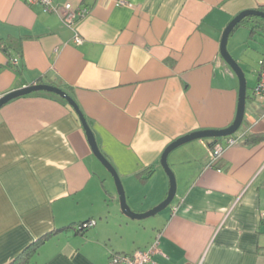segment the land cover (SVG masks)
<instances>
[{"label":"crops","instance_id":"obj_1","mask_svg":"<svg viewBox=\"0 0 264 264\" xmlns=\"http://www.w3.org/2000/svg\"><path fill=\"white\" fill-rule=\"evenodd\" d=\"M54 1L87 14L69 25L63 9L0 0V96L32 83L71 87L129 205L152 209L169 190L160 164L169 143L233 123L239 79L222 61V34L264 0ZM11 39L17 50L3 48ZM236 134L233 145L216 143L223 153L213 166L207 139L173 150L176 196L140 224L121 212L114 179L65 99L47 91L12 99L0 108V264L55 230L33 264H112V253L146 249L159 232L157 264H264V138L248 140L264 137V99L247 102Z\"/></svg>","mask_w":264,"mask_h":264},{"label":"water","instance_id":"obj_2","mask_svg":"<svg viewBox=\"0 0 264 264\" xmlns=\"http://www.w3.org/2000/svg\"><path fill=\"white\" fill-rule=\"evenodd\" d=\"M249 16H259L264 18V10L247 9L241 11L225 27L222 34L221 45H220V53H221L222 61L231 71H233V73H235V75L239 79L238 106H237L236 117L233 123L230 126L223 129H203V130L193 131L185 135H182L177 139H175L174 141H172L171 143H169V145L164 150L160 159V164L169 178V183H170L169 190L166 198L162 202H160L158 205L147 211L138 212L132 209V207L129 205L126 196L125 187L123 185L120 175L118 174L116 168L113 166L110 160L101 151L97 143L95 134L90 124L88 123L83 111L81 110L77 102L74 100V98L65 89L49 83H32L22 88L11 90L5 93L4 95L0 96V108L14 98L38 91L51 92L65 99L79 115V118L86 131L88 141L94 152L95 157H97V159L101 162V164L110 173V175L113 177L115 181L121 212L126 217L133 220H143L151 216H155L160 212L164 211L165 209H167L172 204L177 192L176 175L173 169L171 168L168 160L170 153L173 150L177 149L178 147L186 143H189L191 141H194L196 139H218V138L230 137L235 133H237L244 124L246 110H247V80L243 68L240 66L237 59H235V57L231 55V53L228 50L227 44L229 37L233 33L236 26L240 24L246 17Z\"/></svg>","mask_w":264,"mask_h":264},{"label":"built area","instance_id":"obj_3","mask_svg":"<svg viewBox=\"0 0 264 264\" xmlns=\"http://www.w3.org/2000/svg\"><path fill=\"white\" fill-rule=\"evenodd\" d=\"M29 4L40 5L45 12H59L63 9V20L67 24H71L77 18H81L87 14V9L78 8L75 9L71 3L59 4L54 0H27ZM120 3H124L121 1ZM76 42H82L80 36H76ZM262 69L258 75V81L256 87L253 90V95L256 101H262L264 99V60H262ZM13 64L17 65V58L14 59ZM228 145H233L239 136L235 133L234 135L226 138ZM223 153V146L216 144L211 150V156L209 165L213 166L215 162L221 157ZM261 219L264 223V211L261 214ZM96 223L95 220L90 219L82 224H79L77 227L79 229L90 228ZM161 232L157 233L156 237L153 239L152 243L146 249H139L133 253H112L111 254V263L112 264H157L154 257L158 254H163L160 243H161Z\"/></svg>","mask_w":264,"mask_h":264},{"label":"rangeland","instance_id":"obj_4","mask_svg":"<svg viewBox=\"0 0 264 264\" xmlns=\"http://www.w3.org/2000/svg\"><path fill=\"white\" fill-rule=\"evenodd\" d=\"M249 33L250 30L248 27L243 25L239 26L230 35L227 47L231 55L232 53H234V56H236L237 61L239 62L245 73V77L247 80V93L249 94L247 102L248 106L250 107V103L256 102V100L251 98L250 96H253V90L257 83L258 72L261 67L262 59L264 57V33H255L251 37ZM168 160L169 164L171 165V157H169ZM114 185L117 193L115 181ZM155 217L156 216H151L149 218L136 221L140 224H148L156 220Z\"/></svg>","mask_w":264,"mask_h":264},{"label":"trees","instance_id":"obj_5","mask_svg":"<svg viewBox=\"0 0 264 264\" xmlns=\"http://www.w3.org/2000/svg\"><path fill=\"white\" fill-rule=\"evenodd\" d=\"M264 10V9H263ZM246 26L249 28L250 30V37L255 34V33H264V18L259 17V16H249L246 17L240 24H238L236 26V28L234 29V31L239 27V26ZM233 31V32H234ZM2 42V41H1ZM2 46L4 49L9 50V49H18L19 45L17 41H14L13 39L9 40V41H3L2 42ZM264 60V57L263 59ZM262 69V63H261V67L259 72ZM258 72V75H259ZM258 81V80H257ZM61 87V85H60ZM62 88H64L69 94L72 93V89L71 87L64 85ZM55 95V94H54ZM57 96V95H56ZM249 94L247 93V100H248ZM251 98L255 99L254 95L250 96ZM259 102V101H258ZM264 137L262 135H250L248 137V140L250 143H256L260 140H262ZM210 142V148H214L215 144L219 141L222 140V138H218V139H207ZM155 172V166H152L149 170H147L146 172V176L145 178L150 177L151 175H153ZM88 221V220H87ZM86 221L81 222L80 224L84 223ZM78 232L83 233L87 228L84 229H79L78 227L76 228ZM57 230L55 231H51L45 235H43L42 237L38 238L36 241L32 242L29 246H27L24 251L17 256L16 258H14L11 262H9V264H33L32 263V258L35 255V253L38 250V247L44 242L46 241L49 237H51L52 235L56 234Z\"/></svg>","mask_w":264,"mask_h":264}]
</instances>
